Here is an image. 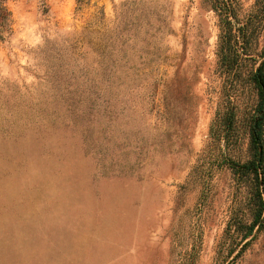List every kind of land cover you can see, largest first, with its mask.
<instances>
[{
  "label": "rangeland",
  "instance_id": "rangeland-1",
  "mask_svg": "<svg viewBox=\"0 0 264 264\" xmlns=\"http://www.w3.org/2000/svg\"><path fill=\"white\" fill-rule=\"evenodd\" d=\"M7 8L0 264H264V229L243 237L255 182L234 166L253 155L264 0ZM259 188L264 205V173Z\"/></svg>",
  "mask_w": 264,
  "mask_h": 264
},
{
  "label": "trees",
  "instance_id": "trees-1",
  "mask_svg": "<svg viewBox=\"0 0 264 264\" xmlns=\"http://www.w3.org/2000/svg\"><path fill=\"white\" fill-rule=\"evenodd\" d=\"M80 3L81 0H78ZM11 18V13L7 8V0H0V41L2 40V34L8 27V23ZM246 29H241V41L247 43ZM232 35L230 30H225L223 35V43L226 45L225 50L220 55L223 67L231 72H236L239 69L237 56L230 50V42ZM261 61L256 69H252L250 72V80L258 96V104L256 106V113L250 120L249 125V139L250 149L253 152L252 159L241 165L235 164L237 168L236 172L240 177L251 176L255 182L254 202L255 211L253 215L252 223L247 227L243 237L250 236L253 230L259 226V230L264 229V205L260 191V177L264 173V148H263V131H264V46L262 49ZM237 67V69H236ZM231 119V115H230ZM224 120H229V117L225 116Z\"/></svg>",
  "mask_w": 264,
  "mask_h": 264
}]
</instances>
